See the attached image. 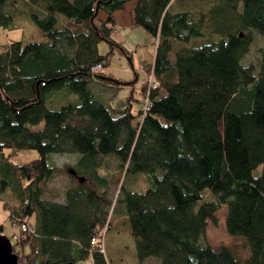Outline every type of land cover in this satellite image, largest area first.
Instances as JSON below:
<instances>
[{
  "label": "trees",
  "instance_id": "trees-1",
  "mask_svg": "<svg viewBox=\"0 0 264 264\" xmlns=\"http://www.w3.org/2000/svg\"><path fill=\"white\" fill-rule=\"evenodd\" d=\"M129 1L0 0V27L11 28L27 6L24 14L48 39L0 45V204L19 228L15 253L22 264H110L102 231L116 210L141 264L150 257L264 264V45L258 66L243 64L253 34L264 38V0H218L198 20L170 9L174 0H137L135 24L156 44L153 81L140 86L146 104L138 112L131 100L113 108L95 90H115L113 99L129 84L105 73L113 51L99 52L106 41L127 53L113 34L114 14ZM208 21L219 38L204 36ZM97 64L101 72L93 71ZM25 148L39 158L13 163V151ZM51 153L79 155L71 169L78 180L63 201L45 198L57 171ZM109 157L124 173L116 200L101 172ZM140 176L144 189L136 186ZM224 206L226 228L246 240L247 259L203 242Z\"/></svg>",
  "mask_w": 264,
  "mask_h": 264
},
{
  "label": "rangeland",
  "instance_id": "rangeland-1",
  "mask_svg": "<svg viewBox=\"0 0 264 264\" xmlns=\"http://www.w3.org/2000/svg\"><path fill=\"white\" fill-rule=\"evenodd\" d=\"M218 3V0H194V1H176L172 2V10L174 11H190L194 14L196 20L200 19L202 15L206 18L210 16V9ZM20 11L25 13L28 11L27 6H20ZM16 16L15 23L11 28L0 27V45L5 48L10 42L23 41L24 43L30 41L47 42V37L42 31L31 21L29 15ZM115 29L114 32H116ZM121 39H116L121 42L126 48L127 53L122 52L119 48H114L110 43L103 41L99 44V52L106 55L110 51L111 59L109 64L105 67V73L114 76L117 80L129 83L130 85L118 89L113 99L105 97L102 101L111 104L113 108L123 109L129 105L131 100L134 112H138L140 107L144 106L145 90L141 89V84L148 81H153L152 67L154 64V56L156 51L155 40L146 32V30L136 24L135 28L129 31L120 30ZM203 33L205 37L213 36L219 38V35L214 33L208 21ZM254 41L250 47L249 52L243 59L244 65H259L260 49L264 45V38L254 33ZM135 88V89H133ZM95 90L104 92V87H95ZM115 91V90H114ZM108 92V91H107ZM72 97H75L74 95ZM53 106V105H52ZM44 123H40L36 128H43ZM10 152V150H7ZM40 153L37 149L25 148L17 152L13 151L11 161L15 164L21 165L39 158ZM78 154H61L51 153L49 155V163L57 166V171L54 176L46 184L45 198L63 201L65 191L71 184L78 180L75 173H71L76 162H78ZM260 168L258 169L259 172ZM101 172L107 176L110 183L108 193L111 199L116 200L120 189L121 181L124 178V173L119 166V162L115 157H109L105 160ZM128 178V177H127ZM146 178L140 176L136 182L138 188L144 189L146 187ZM126 180H124L125 182ZM138 190V189H136ZM206 192V191H205ZM206 194V193H205ZM11 192L5 193L6 200H13ZM210 197V196H208ZM201 201H199V204ZM227 207L224 206L216 213V221L209 223L206 235L203 238L204 243H208L215 248L220 246L231 247L236 255L241 259H247L250 251L246 244V240L241 237H236L229 234L226 228ZM0 218L4 223L5 234L12 238L13 233H19V228L12 225L7 211L2 210L0 204ZM110 225L107 229L102 231V242L106 252V256L110 264H141L136 256L135 241L130 233L128 222L120 213L113 210L109 216ZM91 259H87L84 264H90ZM143 264H161L156 257H150L144 261Z\"/></svg>",
  "mask_w": 264,
  "mask_h": 264
},
{
  "label": "crops",
  "instance_id": "crops-1",
  "mask_svg": "<svg viewBox=\"0 0 264 264\" xmlns=\"http://www.w3.org/2000/svg\"><path fill=\"white\" fill-rule=\"evenodd\" d=\"M136 3H137V0H131V1H129L126 4V7L124 9L118 10V11L115 12L114 15H115L116 29H117V31L114 32V34H113L115 40L116 39H121L122 36H120V34H121L120 30H123V31H126V32L127 31L130 32L132 29L135 28L136 24H135V21H134V7H135ZM100 16H101V18L105 19L107 15H106V13L101 12ZM129 83H133V82L130 81ZM128 85H130V84H128ZM95 87L98 88V85H96ZM99 87H103V86L100 85ZM96 92L98 94L103 95L106 98L111 97L113 95V93H114V91L110 90V89H107L104 92H102V91L100 92V90L96 91Z\"/></svg>",
  "mask_w": 264,
  "mask_h": 264
},
{
  "label": "water",
  "instance_id": "water-1",
  "mask_svg": "<svg viewBox=\"0 0 264 264\" xmlns=\"http://www.w3.org/2000/svg\"><path fill=\"white\" fill-rule=\"evenodd\" d=\"M0 264H22L18 255L14 251V245L11 238L5 234H0ZM64 264H77L67 262Z\"/></svg>",
  "mask_w": 264,
  "mask_h": 264
},
{
  "label": "built area",
  "instance_id": "built-area-1",
  "mask_svg": "<svg viewBox=\"0 0 264 264\" xmlns=\"http://www.w3.org/2000/svg\"><path fill=\"white\" fill-rule=\"evenodd\" d=\"M103 70V65L102 64H97V65H95L94 67H93V71L94 72H101ZM152 82V81H151ZM153 84V83H152ZM22 228H25L26 229V225H22ZM102 244H103V242H102ZM104 247V246H103ZM103 251H104V249H103ZM85 262H79V263H77V264H84ZM90 264H94L93 263V261L91 260L90 261Z\"/></svg>",
  "mask_w": 264,
  "mask_h": 264
},
{
  "label": "bare ground",
  "instance_id": "bare-ground-1",
  "mask_svg": "<svg viewBox=\"0 0 264 264\" xmlns=\"http://www.w3.org/2000/svg\"><path fill=\"white\" fill-rule=\"evenodd\" d=\"M171 5H172V4H170V7H169L170 9H172ZM103 252L106 254V252H105V249H104V251H103Z\"/></svg>",
  "mask_w": 264,
  "mask_h": 264
}]
</instances>
